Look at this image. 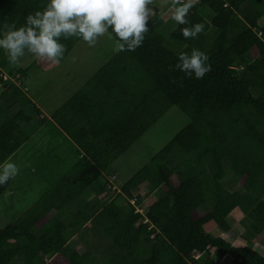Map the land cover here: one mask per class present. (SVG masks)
Instances as JSON below:
<instances>
[{"label":"trees","instance_id":"16d2710c","mask_svg":"<svg viewBox=\"0 0 264 264\" xmlns=\"http://www.w3.org/2000/svg\"><path fill=\"white\" fill-rule=\"evenodd\" d=\"M46 3L0 0V28L19 27ZM204 7L209 20L201 14ZM263 17L264 0H197L186 16L188 25L174 23L167 37L147 22L140 47L116 52L52 115L77 147L78 160L19 218L0 228V264H219L225 256L229 264H264ZM192 23H203L204 30L183 38L179 29ZM108 33L114 38L111 29ZM80 40L61 38L60 63ZM193 48L209 57L211 71L201 79L174 67L177 54ZM35 64L44 70L57 65L46 58ZM8 65L0 51V70L23 80L0 88V162L27 142L23 124L47 121L35 105V116L25 113L31 104L23 89L26 70H5ZM173 106L189 123L102 204L101 195L110 190L104 174ZM228 173L237 190L224 187ZM12 181L0 185V198ZM119 196L135 197L138 204L155 200L143 216L133 207L123 209ZM234 210L249 220L250 236H263V251L211 234L232 229L228 217ZM75 236L85 252L71 243Z\"/></svg>","mask_w":264,"mask_h":264},{"label":"rangeland","instance_id":"374dc122","mask_svg":"<svg viewBox=\"0 0 264 264\" xmlns=\"http://www.w3.org/2000/svg\"><path fill=\"white\" fill-rule=\"evenodd\" d=\"M151 1H153V4L147 5L153 9V13L149 19L153 15H156L154 8L157 6L156 2L159 0H155V2L154 0ZM167 2L168 3H164L166 7L168 4L177 3L176 0H167ZM169 8L170 7H168V10ZM173 10L174 9H171V11ZM158 12L162 20L167 22L166 25L163 24L161 26L155 24V28L167 37L174 31L176 28L175 24L177 23L168 20L171 18V13L164 15V9H160ZM201 14L209 20L211 12L207 7H204ZM147 22H149V20ZM260 25H264V17L261 19ZM211 31H214V29L211 28ZM113 46L114 38L108 32L100 36L91 47L83 40H80L69 54V61L65 63V66L76 71L78 68L84 67V64H80L81 62L88 63L93 61L91 64L92 67H96L97 65L101 67L103 63L116 53L113 51ZM246 59L250 61L252 56L247 54ZM23 66L27 68L29 74L26 84L27 87H23V89L29 96H35L37 104L43 106L48 113L52 114V112L58 109L65 101V98H58L59 94L55 86L56 76L60 74V68L51 73H43L37 65L33 64V61L24 63ZM99 67L92 74L96 73ZM11 68L13 69V67ZM85 73L86 72L83 74ZM27 110L29 112L32 110L30 113H33V106L31 105ZM32 115L35 116V113ZM188 123V117L176 106H173L141 136L138 146L137 142H135L129 150L116 158L112 166L118 178L115 183L117 185L125 183L123 181L127 176H132L134 172L147 165L150 159ZM69 143L70 140L65 139L61 129L56 128L54 124H46L39 127L38 133L27 146L23 145L19 149L20 151L12 156L11 161L17 165L19 171L10 186V192H7L0 198V228L7 226L19 218V216L32 205L31 203L33 200L43 192L44 188H47V186H50L49 184L57 181L61 174L70 171L69 162L71 158L73 160L75 157L69 151V146H75ZM226 167L228 166L226 165ZM222 183L224 187L230 191L238 189L237 180L231 173H228L222 180ZM140 190L144 193L147 191L145 187H141ZM112 196V191L103 193L100 197V201L104 204ZM154 200L155 198L150 197L147 202L149 204ZM117 203L121 205L123 209L127 210L128 206L126 200L121 196L117 198ZM206 208L207 206L202 207L200 209L201 212H204ZM228 222L232 229L221 235L227 242L234 245L240 243L247 244L252 248L255 247L256 250L263 251V246L261 245L263 236H250L252 232L248 228L249 220L239 211L232 212L228 217ZM220 233L218 229L211 231L213 236L220 235ZM246 239L249 241L247 240V242ZM71 243L80 253L85 252L87 249L79 236H75ZM222 260L224 261L221 264L230 263V258L228 257Z\"/></svg>","mask_w":264,"mask_h":264},{"label":"clouds","instance_id":"9594fccd","mask_svg":"<svg viewBox=\"0 0 264 264\" xmlns=\"http://www.w3.org/2000/svg\"><path fill=\"white\" fill-rule=\"evenodd\" d=\"M195 2L197 0L175 3L178 6L174 7L171 19L178 25H188L186 16ZM150 3L151 0H47L42 10L27 14L19 27L13 24L0 28V51L10 65H16L26 52L58 64L65 52L61 38L75 37L91 47L109 29L114 34V52L135 51L149 30L147 21L153 13V9L147 7ZM203 30V23H192L181 27L179 32L188 39L196 38ZM208 59L205 52L193 48L190 53L179 52L174 67L187 78L201 79L211 71ZM18 171L17 165L5 158L0 162V185L15 177ZM118 193L120 191L113 192V197ZM126 203L132 207L129 199Z\"/></svg>","mask_w":264,"mask_h":264},{"label":"crops","instance_id":"0c3cea01","mask_svg":"<svg viewBox=\"0 0 264 264\" xmlns=\"http://www.w3.org/2000/svg\"><path fill=\"white\" fill-rule=\"evenodd\" d=\"M153 1H151V3L150 4H153L152 3ZM154 2H155V0H154ZM164 3H168L167 2V0H159L158 2H156V7L154 8V10L156 11V15H153L150 19H149V23H151L154 27H155V24H158V26H161V25H166V22L167 21H164V20H162V17H161V15L159 14V12L158 11H160V9H164V12H163V14L164 15H168V14H172V11H171V9H174V7L175 6H178V5H176V4H168V6L166 7L165 6V4ZM171 6H172V8H171ZM148 7V6H147ZM150 7V6H149ZM168 7H170L169 8V10H168ZM166 9V10H165ZM153 19H155V20H153ZM168 20H172L171 18H169ZM72 52V51H71ZM70 52V53H71ZM69 53V54H70ZM38 57H35L34 55H32V54H30V53H25V55L24 56H22V57H20L19 58V60H18V63L16 64V65H8V67L5 69V70H7V69H12L11 67H13V69H12V71H14V72H16V73H18V70H20V69H23V70H26V75H25V82H26V84H27V82H28V78H29V74H28V70H27V68H25L23 65H24V63H27V62H29V61H33V64H35V59H37ZM109 60V59H108ZM107 60V61H108ZM69 61V55L67 56V58L63 61V62H61V63H59V64H57V65H55V66H53V67H51V68H48V69H41V68H39L43 73H51L52 71H54V70H59V68H60V74L59 75H57L56 76V82H55V86H56V89H57V93L59 94V96H58V98L59 99H63V98H65V101L61 104V106L62 105H64L92 76H93V72L99 67V65H97L96 67L94 66V67H92V62L93 61H90V62H88V63H83V62H81L80 64H84V67H82V68H78L76 71H74L72 68H68V67H66L65 66V63L66 62H68ZM106 61V62H107ZM105 62V63H106ZM104 64V63H103ZM36 65V64H35ZM38 66V65H37ZM103 66V65H102ZM101 66V67H102ZM64 67V68H63ZM99 69H100V67H99ZM4 70V71H5ZM91 70V71H90ZM84 72H86L85 74H83ZM95 74V73H94ZM27 87V86H26ZM1 90V89H0ZM28 95V94H27ZM28 98H29V100L31 101V104H29L28 106H26V108H25V113L28 115V116H33L32 114L34 113H30L27 109H29L30 107H31V105H35L37 108H38V110L41 112V118H46L47 119V121H45V122H43V123H40V124H38L37 123V121L34 119L32 122H29V123H25V124H23V127H24V130L26 131V133L28 134V140H27V142L24 144V146H27L28 145V143H30L32 140H33V138H34V136L38 133V129H39V127L40 126H44V125H50V124H54V126L56 127V128H58V129H60L53 121H52V119H51V117H52V115L54 114V112L55 111H57L58 109H56V110H54L53 112H52V114L51 113H48L46 110H45V108H43V106H40L39 104H37V99L35 98V96H29L28 95ZM64 134V133H63ZM64 136H65V139L66 140H70L65 134H64ZM139 140V141H138ZM136 142H137V146H138V144H139V142H140V138L138 139ZM69 144H73L74 145V143L70 140V143ZM75 146V145H74ZM20 150H18L17 152H19ZM69 151L71 152V154H73L74 155V157L75 158H73V160H72V158H71V160H70V162H69V169H71L72 168V166L76 163V161L78 160V149H77V147L75 146V147H73L72 145L71 146H69ZM17 152L15 153V154H17ZM14 154V155H15ZM13 155V156H14ZM12 158V157H11ZM10 158V159H11ZM114 164H112V166H113ZM111 166V170L109 171V172H106L105 174H104V177L106 178V180L110 183V186L109 187H111V188H113L114 189V191L115 192H119L120 191V188H121V186L123 185V184H125L132 176L131 175H129V176H127V178H125L124 179V181L123 182H125V183H120L119 185H117L116 183H115V181L116 180H118V178H117V175H116V172H115V170L113 169V167ZM135 173V172H134ZM66 174V173H65ZM65 174H61V176H59L58 177V179L59 178H61L63 175H65ZM16 177V176H15ZM15 177H13V181L15 180ZM13 181L11 182V184L13 183ZM56 182V181H55ZM55 182H53L52 184H49L50 186H47V188H44V190H43V192H41V194H39V196H37V198H35V200H33V202L31 203V204H33L35 201H37V199L47 190V189H49ZM11 184H10V186H11ZM10 186H9V188H8V190H7V192H10ZM113 191V192H114ZM6 192V193H7ZM5 193V194H6ZM4 194V195H5ZM3 195V196H4ZM111 198H113V196L111 197ZM110 198V199H111ZM109 199V200H110ZM235 211H238V210H234L233 212H235ZM231 215V214H230ZM222 234H224V233H220V235H222ZM225 257H228V256H225ZM225 257H223V258H225ZM223 261L224 260H222V261H220L219 262V264H221V263H223Z\"/></svg>","mask_w":264,"mask_h":264},{"label":"built area","instance_id":"2783aa9c","mask_svg":"<svg viewBox=\"0 0 264 264\" xmlns=\"http://www.w3.org/2000/svg\"><path fill=\"white\" fill-rule=\"evenodd\" d=\"M176 2H184V0H176ZM260 35V33H259ZM0 88L5 89L9 83H15L16 85L20 86L22 83L23 77L20 74H16L13 78L8 76L5 72L0 70ZM130 205L134 208V212L145 216V213L148 209V204L146 203H137V199L135 197L129 199ZM143 222H147L145 218ZM198 255L196 256V258Z\"/></svg>","mask_w":264,"mask_h":264}]
</instances>
